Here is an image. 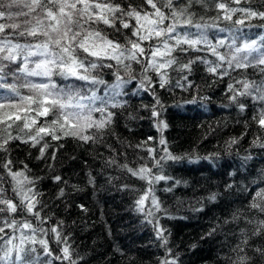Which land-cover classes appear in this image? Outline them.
<instances>
[{
  "label": "snow or ice",
  "instance_id": "obj_1",
  "mask_svg": "<svg viewBox=\"0 0 264 264\" xmlns=\"http://www.w3.org/2000/svg\"><path fill=\"white\" fill-rule=\"evenodd\" d=\"M244 28L260 29L259 40H248ZM225 32L230 41L219 35ZM199 65L210 76L208 87L225 83L229 104L222 107L252 112L244 121L245 132L225 141L224 151L231 154L249 131L253 134L250 147L264 150V0H0V264H86L71 242V233L64 231L65 222L53 221L46 211L49 205L38 187L43 177L33 175L25 161L12 157L14 148L27 145L36 149L34 159L54 173L63 144L52 141L65 138L80 146L103 147L109 153L104 157L97 152L103 168L144 182L142 188L128 183L119 187L135 195L133 210L143 217L142 222L152 225L163 249L157 264H179V254L170 244L171 231L160 223L163 217H175L157 192L172 193L187 182L168 176L165 168L168 162L203 160L214 165L220 151L201 156L193 149L176 155L163 136L157 142L160 148L150 146L154 138L148 137L127 144L146 153L129 161L127 152L106 137L121 142L114 110L126 107L122 97L129 92L152 96V104L142 107L161 133L168 125L161 119L166 108L159 89L170 94L176 89L189 92L191 99L183 104L204 106L202 102L210 98L201 94V86L192 79ZM174 106L183 105L177 101ZM129 118L137 119L131 114ZM250 158V153L242 157V166ZM87 175L88 185L95 190V176ZM50 178L68 186L59 174ZM108 179L111 183L119 177ZM161 181L168 186L158 189ZM234 187V182L228 183L225 191ZM240 191L246 194V204L222 222L217 220L201 236H215L222 224L235 225L231 234L236 242L223 255V264H252L249 250L264 259V246L253 243L264 239V180L244 185ZM65 195V187H60L56 199ZM221 195L209 191L189 207L202 212L205 203L214 204ZM78 207L87 211L84 205Z\"/></svg>",
  "mask_w": 264,
  "mask_h": 264
},
{
  "label": "trees",
  "instance_id": "obj_2",
  "mask_svg": "<svg viewBox=\"0 0 264 264\" xmlns=\"http://www.w3.org/2000/svg\"><path fill=\"white\" fill-rule=\"evenodd\" d=\"M208 15L215 13L210 12ZM223 26L222 23L221 27ZM243 31L248 40H259L260 29L244 28ZM211 34L215 36L217 33L213 30ZM219 35L231 40L227 32ZM105 79L111 80V77L105 76ZM192 79L201 86V94L210 98L202 102L204 106L199 103L183 104L185 99H191L192 94L189 92L176 89L170 94L159 89L158 94L166 108L161 119L168 125L161 133L154 126L150 112L142 107L152 104V96L144 92L139 95L129 92L122 97L127 100L126 107L114 110L118 113L115 131L121 142L118 143L114 137L106 139L120 151H126L129 161L135 160L137 154L144 156L146 153L142 149L128 148L127 144L135 145L148 137L154 138L149 141L150 146L160 148L162 146L157 142L163 136L169 151L176 155L193 149L201 156L220 151V158L214 165L203 160L191 164L168 162L166 174L175 180L186 181L187 186L181 183L172 193L161 190L157 195L175 217H163L160 223L171 231L170 244L179 254V264H223V255L236 242V237L231 234L235 225L222 224L215 236L205 239H201V236L217 220L222 222L233 210L246 204V194L240 191L244 185L264 180V150L250 147L253 134L249 131L239 145L230 150L231 154L225 152V141L245 132L244 121L251 117L252 112L248 110L240 113L234 106L222 107L221 105L229 104L224 93L225 83L208 87L206 81H210V76L204 71L203 65L194 67ZM177 101L183 105L181 108L174 106ZM130 114L137 119H130ZM52 143L63 144L57 152L54 173L46 169L44 163L34 159L37 151L27 145L14 148L12 157L25 161L33 175L43 177L38 187L49 205L46 211L53 216V221L59 219L65 222L64 231L71 233V242L80 255L84 256L86 264H157V257L163 254V249L158 246L152 225L142 222L143 217L133 210L135 195L122 191L119 187L122 183H128L142 188L144 182L129 178L118 170L103 168V160L97 156V152L104 157L109 155L103 147L80 146L72 138ZM249 153L251 158L242 166V157ZM119 159L123 161L124 157ZM89 172L95 176V190L87 183ZM231 173L235 175H230ZM54 174L67 180L68 186L53 183L50 177ZM109 176L119 179H113L109 183ZM232 182L235 183L234 189L225 191V185ZM72 185L82 190L75 191ZM167 186L161 181L157 188ZM60 187H65L66 195L58 200L56 195ZM209 191L220 192L222 195L214 204L205 203L202 212H193L189 204L196 198L207 195ZM177 198L184 203H179ZM79 205H84L87 211H82ZM50 243L53 248L56 247L54 242ZM253 243L264 246V239L258 238ZM193 244L196 245L195 248L190 247ZM36 247L39 250V246ZM249 255L253 256L252 264H264V259L251 250Z\"/></svg>",
  "mask_w": 264,
  "mask_h": 264
}]
</instances>
